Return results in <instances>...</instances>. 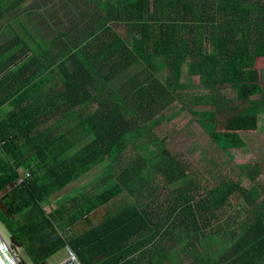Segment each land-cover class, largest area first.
Listing matches in <instances>:
<instances>
[{
  "label": "trees",
  "instance_id": "1",
  "mask_svg": "<svg viewBox=\"0 0 264 264\" xmlns=\"http://www.w3.org/2000/svg\"><path fill=\"white\" fill-rule=\"evenodd\" d=\"M29 2L0 0L13 36L0 44V226L31 263L68 249L78 264H264V164L228 153L258 128L264 0H141L135 16L118 17L128 41L102 19L36 39L42 29L19 19L34 16ZM53 71L62 86L40 91ZM191 77L204 96L179 92ZM230 88L234 101L223 97ZM176 101L211 156L170 153L169 137H156ZM113 163H123L114 175ZM97 169L82 192L44 209Z\"/></svg>",
  "mask_w": 264,
  "mask_h": 264
},
{
  "label": "rangeland",
  "instance_id": "2",
  "mask_svg": "<svg viewBox=\"0 0 264 264\" xmlns=\"http://www.w3.org/2000/svg\"><path fill=\"white\" fill-rule=\"evenodd\" d=\"M7 22L6 19L1 20V25ZM17 31V29H16ZM10 37V33L6 27L4 31L0 34V42L7 40ZM211 50V48H208ZM187 92L185 90L179 91L183 96H200L206 93L198 84L196 77H191L189 82ZM262 92L260 96L254 97L255 100H258L261 103L259 107L258 114V128L256 132L249 134H242L243 140L245 142L244 147L238 149L228 150L229 155L232 156L233 161L239 165H252L257 163L264 164V76L261 83ZM223 97L234 101L236 97V92L234 89H228L223 92ZM208 99V98H207ZM188 100V99H187ZM190 102V100H188ZM182 102L176 101L166 111V119L162 122L160 128L155 132L156 137L168 136V150L170 153L183 154L188 156L191 159L196 161L205 154L206 156H211V153L205 148L204 134L202 135L201 130L197 126V121L195 119H189L188 111H182L180 109ZM187 105V104H185ZM201 109V105H194L193 108L198 110ZM206 106H204L205 108ZM94 108V107H93ZM8 109L7 105L0 107V116H2L5 111ZM203 109V108H202ZM209 109V108H206ZM92 110V109H91ZM180 110V112H178ZM142 157H147L149 155V150L147 147H143L142 150H139ZM135 153L133 151L128 152V156L124 157L126 160L134 157ZM219 155V156H218ZM217 158L224 157L222 153L216 155ZM123 166L121 164H112L109 168L111 174H116ZM213 171H218V168L214 167ZM103 169L92 170L82 176L79 181L69 185L64 190L53 195L48 201L43 203V207L46 211L54 209L58 204L64 203L74 195L78 194L82 189L87 185H90L94 180L101 177ZM246 187H250L251 183L247 181L245 177H240ZM239 178V179H240ZM263 178V176H261ZM1 196V193H0ZM0 234L7 243L9 249L13 253L14 257L19 264H32L29 260L26 250L23 246L16 245L12 243V239L8 236L4 229L0 226ZM71 260V264H76L77 262L71 258L68 250L64 249L53 255L48 259L47 264H64V262Z\"/></svg>",
  "mask_w": 264,
  "mask_h": 264
},
{
  "label": "crops",
  "instance_id": "3",
  "mask_svg": "<svg viewBox=\"0 0 264 264\" xmlns=\"http://www.w3.org/2000/svg\"><path fill=\"white\" fill-rule=\"evenodd\" d=\"M141 0H30L27 4L30 5V11L27 15L33 13L34 16L29 20L27 16H21V22L25 24L28 28L32 29H42V35L34 34L33 37L39 39L43 37L44 40L53 39V33L58 32L60 28H68L72 24H79L85 28L96 29L102 24V20H108L110 25L113 27L114 33L119 38L123 40H130L131 36H134L130 25L124 24L118 21V17L123 15V12L131 11L138 13V8L133 7L134 4H139ZM131 8H127V6ZM249 6L252 3L248 4ZM27 6H24L26 8ZM264 8V6H262ZM120 13V15H118ZM88 15V16H86ZM133 16V17H134ZM94 18L95 21H92ZM98 19V20H96ZM116 20V21H114ZM1 22V21H0ZM10 22H5L1 27L0 34L4 31L6 27L10 33L9 24ZM23 24L21 26L12 25L13 27L19 29V32H23ZM13 39L12 34L10 37L0 42V44L6 43ZM27 41V37L25 38ZM51 82H47V78L43 79L46 82L40 91L47 93L50 91H57L60 89L61 81L60 76L56 71H53ZM69 153V152H68Z\"/></svg>",
  "mask_w": 264,
  "mask_h": 264
},
{
  "label": "water",
  "instance_id": "4",
  "mask_svg": "<svg viewBox=\"0 0 264 264\" xmlns=\"http://www.w3.org/2000/svg\"><path fill=\"white\" fill-rule=\"evenodd\" d=\"M0 209L4 211V207L1 206V202H0ZM12 243H14V240H12ZM0 264H19L16 258L14 257L13 253L9 249L7 243L1 236V234H0ZM42 264H47V261H44Z\"/></svg>",
  "mask_w": 264,
  "mask_h": 264
},
{
  "label": "built area",
  "instance_id": "5",
  "mask_svg": "<svg viewBox=\"0 0 264 264\" xmlns=\"http://www.w3.org/2000/svg\"><path fill=\"white\" fill-rule=\"evenodd\" d=\"M19 175H21V178H23V177H28V176H29L28 172L23 171V170L19 171ZM66 250H68V249H66ZM68 252H69V255L71 256V258L77 262L76 258H75L74 255L72 254V252L69 251V250H68ZM76 264H78V263H76Z\"/></svg>",
  "mask_w": 264,
  "mask_h": 264
}]
</instances>
